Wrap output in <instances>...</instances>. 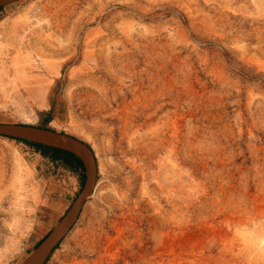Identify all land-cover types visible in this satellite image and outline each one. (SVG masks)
Instances as JSON below:
<instances>
[{
  "label": "rangeland",
  "instance_id": "374dc122",
  "mask_svg": "<svg viewBox=\"0 0 264 264\" xmlns=\"http://www.w3.org/2000/svg\"><path fill=\"white\" fill-rule=\"evenodd\" d=\"M0 123L95 156L45 264H264V0L0 6ZM85 178L0 135V264L30 254Z\"/></svg>",
  "mask_w": 264,
  "mask_h": 264
},
{
  "label": "water",
  "instance_id": "95a60500",
  "mask_svg": "<svg viewBox=\"0 0 264 264\" xmlns=\"http://www.w3.org/2000/svg\"><path fill=\"white\" fill-rule=\"evenodd\" d=\"M15 1L17 0H0V6ZM0 135L19 138L69 151L76 155L84 165L86 178L80 193L56 225L20 263L45 264L53 251L74 227L87 201V198L94 191L96 186L97 168L93 150L85 142L72 135L23 123H0Z\"/></svg>",
  "mask_w": 264,
  "mask_h": 264
},
{
  "label": "trees",
  "instance_id": "16d2710c",
  "mask_svg": "<svg viewBox=\"0 0 264 264\" xmlns=\"http://www.w3.org/2000/svg\"><path fill=\"white\" fill-rule=\"evenodd\" d=\"M15 139L32 145L43 156L53 161L61 162L62 164H64L66 167L70 169H73V170L77 169L81 171V175L83 178L84 171H85L84 165L82 161L73 153L66 151V150L59 149V148H53L50 146L30 142V141L19 139V138H15Z\"/></svg>",
  "mask_w": 264,
  "mask_h": 264
}]
</instances>
